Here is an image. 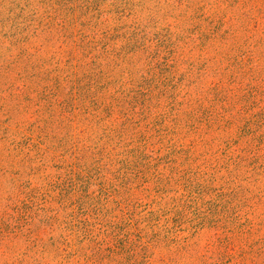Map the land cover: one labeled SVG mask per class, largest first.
Masks as SVG:
<instances>
[{"label": "rangeland", "instance_id": "374dc122", "mask_svg": "<svg viewBox=\"0 0 264 264\" xmlns=\"http://www.w3.org/2000/svg\"><path fill=\"white\" fill-rule=\"evenodd\" d=\"M0 264H264V0H0Z\"/></svg>", "mask_w": 264, "mask_h": 264}]
</instances>
